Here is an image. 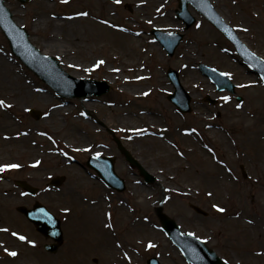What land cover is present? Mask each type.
Here are the masks:
<instances>
[{
  "label": "rangeland",
  "instance_id": "rangeland-1",
  "mask_svg": "<svg viewBox=\"0 0 264 264\" xmlns=\"http://www.w3.org/2000/svg\"><path fill=\"white\" fill-rule=\"evenodd\" d=\"M47 1L51 2L52 5L51 10L46 12V16H52L56 13L60 17L74 15L77 13L74 6L80 4L74 0H69L66 4L58 3L57 0H33L23 5L17 0H6L9 10L15 12V15L12 14L13 19L24 23L23 27L27 30L31 42L39 50L43 47L46 35L44 31L34 33L30 23L33 14L45 12ZM133 1L141 0H122L119 5L112 6L110 17L118 25L123 26L126 32L131 29L130 32L138 35L137 37L130 33L127 35L131 40H135L134 45H140L136 49L137 51L141 48L146 49L151 42L156 45L159 44L154 40L153 35L149 34L152 27L183 33V40L171 58L159 47L160 60L158 62H155L154 56L148 60H143V64L150 74L159 73L165 77V70H162L163 67L169 66L168 64L174 65L180 70L181 83L191 97V111L188 113L177 112L180 127L191 129L193 128L190 126L196 127L194 133L197 138H200L202 135L199 134V131L207 123L217 124L220 122L226 127V133L209 134L208 129H205V137H203L207 144V152L205 150H201V152L200 147L195 145L180 144L173 137L171 140L176 143V147L180 153H183V157H179L177 164L175 163L179 167V175L174 173L172 182L167 183V186L169 188L178 187L182 191L186 190L185 188L188 189L184 195H180L172 189L166 192L161 191L160 184L166 182L169 177L166 173V167L174 165V163L166 161L172 159V156L154 157V155H150L144 145L135 139L132 133L126 128L120 127L121 120L127 117L124 116V113L138 106L141 109H155L151 104L153 92H149L143 98H125L122 99L123 101H117L118 83H113L111 78L103 76L102 66L106 64L116 69L119 62L108 58L103 60L105 61L104 64L95 67L86 78L104 80L109 84L110 92L94 97L93 106L87 111L82 109V101L78 98L69 97V102L65 104L64 108L70 109V114H63L60 111L57 116L52 117L54 120L52 121L49 117V111L60 104V99L51 88L11 53L8 42L0 31V52L8 58L16 71L24 76V83H27L26 88L39 89L47 95V99L41 102H36L34 96L29 94V97L18 101L19 110H14L10 119L14 125L11 133H19L22 135L20 138L10 139L9 137L5 139L0 134V164L17 163L21 165L18 169L0 173V228L9 229L7 233L0 232V242H2L0 264H81V262L84 264H107V261L109 264H114L113 261L111 262L107 249H100L99 247L96 249L95 246L90 248L88 245L90 241L92 243L94 240L97 243L100 240L98 232L100 227L93 222L94 228L86 229L84 220H88L91 209L98 205L101 214L99 221L109 224L114 215V209L120 202L123 207L124 220L114 229L113 239L123 246V251L115 252L114 262L121 260L122 264H145V259L148 256H156L160 264H189L177 247L161 231V223L157 214L158 206H160L161 212L174 219L181 231L193 232L197 237L205 239L206 245L223 257L224 262L227 260L228 264H264L261 259L254 257V252L257 250L255 234H251L239 218V220L233 219L235 213L243 210L257 224H264V189L259 186L264 182V170H260L259 162L252 155L257 149H260L264 155V135L254 140L255 135L249 133L253 130L264 131V86L256 84V80L251 75H245L242 68L233 61V57L225 51V49L230 50L228 43L191 7L189 9L195 15L196 21L191 27L185 29L182 21L178 20L175 15L176 0H160L161 9L157 14L141 10L134 5ZM251 3L252 0L213 1V5L219 11H223V17L237 30L243 41L264 58V48L259 44L252 30L249 33L241 31L234 15V11L243 10L246 5L250 8ZM80 6L84 9L88 8V5L85 4ZM92 8V15H99L97 5H93ZM250 11L254 13L257 26L264 36V13L254 7ZM165 13L169 14L167 19L164 17ZM89 14L91 13L89 12ZM149 20L152 21L151 24L148 23ZM198 24L200 27H197ZM78 27L84 28L80 24ZM128 38L126 39L128 40ZM96 45L98 46V44ZM100 49L103 54L110 50L104 43ZM51 56L57 58L60 66L66 72L74 75L66 61L60 60L55 54H51ZM201 61L234 72L231 78L238 85L236 93L243 97V101L239 103L242 105L240 108L236 107L238 102L233 96L226 92L217 91L199 73L195 65ZM74 77L85 78V75H74ZM15 85L18 89L23 88L21 82L20 84L15 83ZM240 85H246V87H240ZM167 86L168 84L164 83L163 88H167ZM206 95H209L210 99H217V102L210 104L205 100ZM225 95L230 96L231 100L222 101L220 97ZM166 106L168 109H163L162 117L169 113L168 110L172 113L176 110L175 106L168 102ZM31 108L40 111L42 117L37 120L33 119L28 113V109ZM199 114H205L208 117L206 116L204 122H201L197 118ZM76 118L80 122H76L75 125L80 126V131L78 134L75 132V135L70 131L71 124ZM83 120L87 122L86 125L82 124ZM164 123L167 124L168 121L165 120ZM22 131L28 132L27 135L21 134ZM111 131L114 133L113 136ZM42 133H46V135ZM114 136L132 155L138 157L145 169L155 176L152 183L140 184L142 179L140 176L134 175L132 172L136 171L134 168L130 170L127 166L116 146ZM79 138L82 139L84 145L100 147L101 155L114 156L116 172L126 182L125 191L117 193L107 188L94 176V171L85 163L89 152H84L81 149L76 151L79 143L72 142ZM35 141L37 142L35 143ZM69 142L73 147L69 152H66L68 154L66 160L61 162L63 153H65L62 147ZM191 148L195 149L192 151L194 152L193 155L190 153ZM224 148H228V151H225ZM195 156L198 160L199 170L206 171L207 174L216 173L219 168L215 163L211 164L210 159L226 164L228 173H226L227 179L224 188L216 189L180 169V166L184 167ZM36 161H40V163L33 167ZM240 165L244 167L248 175L247 178L242 177ZM78 173L85 177L83 181L78 179ZM57 175L64 176L65 180L59 187L50 185V179ZM17 180L27 181L38 187L37 194L35 196L21 195L24 192L17 187L15 183ZM138 186H143L150 193V196L144 199L140 192L136 193L135 189ZM208 193H212V195L209 196ZM96 195L100 196L97 204L92 202ZM35 201L45 205L61 222L63 241L53 254L43 249V244L50 240L38 233L35 227L16 211L17 206L31 207ZM213 204L224 207L226 211L224 213L217 212L212 207ZM190 205H197L206 211L207 215L203 216L196 213ZM65 208L70 211H63ZM108 213H111V219H109ZM139 214L148 217L147 224L158 234L160 239L144 235H140L138 238L134 236L131 239L122 236L130 219ZM11 232H18L27 236L35 242V245L18 240L11 236ZM149 240L155 243L157 247L148 249L146 244ZM126 246L130 247V252L125 250ZM162 246L172 248L176 255L173 257L166 255ZM4 247L16 251L18 255L9 258L3 250ZM124 253L131 257V261L125 258Z\"/></svg>",
  "mask_w": 264,
  "mask_h": 264
},
{
  "label": "bare ground",
  "instance_id": "bare-ground-1",
  "mask_svg": "<svg viewBox=\"0 0 264 264\" xmlns=\"http://www.w3.org/2000/svg\"><path fill=\"white\" fill-rule=\"evenodd\" d=\"M74 1L77 4L88 5V10L91 9L93 5H97L99 15L93 16L91 10H89L88 12L91 14L87 12L89 14L87 16L72 15L62 19L57 14L46 16V12L51 10V3L46 2L45 12L33 14L30 23L31 29L34 33L44 31L46 35V39H43L44 41L41 52L46 55L55 54L60 60L66 61L71 67L72 74L76 76H83L90 73L96 66V62L99 60H105L108 58L116 60L119 62V65L116 68L119 69V71H115V69L104 64L102 66V74L104 77L111 78L113 83H118L116 90V94H118L116 97L117 101H122V99L127 98L126 96L137 99L143 97V93L154 89V101L157 104L163 105V93L169 92L171 87L168 86L167 88H163L167 79L158 73L149 74L143 64V60L147 59L149 56H154L156 60H160L159 46L150 43L147 45L146 49L141 48L138 51L136 50L140 45H134L133 43L135 40H131L127 35L128 33L134 37H137L138 35L133 32L121 30L123 29V26L118 25L111 20L110 13L112 6L115 5L114 0ZM159 1L160 0H147L143 2L133 1V3L141 10H147L152 14H157L161 9ZM209 1L213 3L214 0ZM252 5L254 8L264 12V0H253ZM78 7L80 10L84 11V8H81L82 6L79 5ZM215 9L223 16V11H219L217 7H215ZM249 9L250 8H244L243 10L239 9L234 11L235 18L238 21L240 30L246 28L247 31L244 32L249 33L250 30L255 32V37L259 41V44L264 48V36L262 32L259 31L257 21L251 15ZM12 14L15 15V12H12ZM164 17L167 19L169 14L165 13ZM105 20L109 21V24H104L103 21ZM14 21L18 25L23 24V22H18L15 18ZM78 24L83 25L84 28L78 27ZM112 25H118L119 27H112ZM126 38H128V40ZM103 43L110 48V50L105 51L104 54L100 49V46H103ZM96 44H98V46ZM137 77H143V79H137ZM23 79L24 76L21 75L20 72H17L15 67L9 62L8 58L0 52V99H5L8 103L13 105L11 109L0 108V134L5 139H8L9 137L10 139L13 138V133L11 132L14 125L10 116L14 110H19V100H23L24 98L29 97V95H33L36 102L45 101L47 99V95L44 94L43 91L26 88L27 83H24ZM20 82L23 87L22 89H18L15 85V83L20 84ZM66 100L67 99L60 98V104L50 111L49 117L52 121H54L52 117L57 116L60 111L63 114H70V109L64 108ZM92 101H94V98L91 96L82 98L81 106L83 110H89L93 106ZM124 116L127 117H124L121 120V128H126L128 131L132 128H143L147 130L143 135H138L135 132H133V135H135V139L139 140L144 145V148L150 153V155H154V157L172 156V159H167L166 161L172 162L174 165L168 168L166 167V173L169 177L166 179V182L160 184L161 191H167L169 189L167 183L172 182L174 173L179 175V167L175 165V163L177 164L179 156L173 148L175 147L173 141H171L173 137L178 141H181L182 144L200 147V151L207 149V147H205L206 143L203 139H198L191 133L186 134L185 129L180 128L179 119L176 118L174 113H168L166 115L170 121L168 124L164 123L165 117H162V112L160 110L141 109L139 106L124 113ZM206 116L207 115L205 114H199L197 118L204 121L208 117ZM76 122H80L78 118H76L71 124L70 132L74 134L75 132L78 134L80 131V126L75 125ZM82 124L86 125L87 122L83 120ZM207 129L209 134L220 132L226 133L225 127L220 122L217 124H209ZM92 130L95 131L94 128H92ZM263 132L260 130H253L249 133L254 134V140H257V138L264 134ZM8 133L11 134L9 135ZM203 133L204 131H201V134ZM18 138H20V136ZM72 142L79 143L78 149H81L82 151H84V149H90V151L84 152H89L93 155L97 152H102L100 147H94V145L87 144L84 145L80 138L74 139ZM72 147L73 145L71 142L64 145V149L66 150H71ZM224 150L228 151V148H224ZM252 155L259 162L258 165L260 170L263 171L264 155L262 151L257 149ZM64 160L65 159L63 158L60 161L64 162ZM197 165L198 162L194 159L191 162H188L183 168L180 166V169L188 172L190 176H194L196 179L214 186L216 189L224 188L227 179V169L225 164L219 163L218 171L213 174H207L206 171L199 170ZM170 172L171 175H169ZM77 177L81 181L85 178L79 173L77 174ZM262 187L264 189V185ZM135 192H140L143 198H148L150 196V193L147 192L143 186H138L137 189H135ZM99 198L100 196L96 195V197L92 199V202L97 204ZM121 204L122 203L120 202L116 206L117 209H114V215L109 222V224L112 225L111 228L106 227V224L108 223H102L99 221L101 214L98 210V205H95L91 209L88 220H84L86 229H93V222L100 227V230H98L100 240L97 243L94 240L92 243L90 241L88 244L90 248L95 246L96 249L98 247L100 249H107L110 259H112L114 264H122L121 260L114 262L113 259L115 252L117 253V251L122 250V246L113 239L114 229H116L118 224L122 223L124 220L122 212L123 207ZM144 217V214H139L132 218L128 227L122 233V236L130 237L129 239H131L134 236L138 238L140 235H144L160 239L158 234L149 227L147 220H145ZM238 218L243 221L242 224L244 223L245 226H247L246 228L249 229L251 234H255L257 250L254 252V257H257L264 262V224H257L256 221L243 210H239L234 214L233 219L239 220ZM249 221H251V223H249ZM162 248H164L166 255L172 257L176 255L172 248L167 246H162ZM125 250H128L129 252L131 251L129 246H126ZM8 257L13 258L12 256ZM81 264L84 263L81 262ZM107 264L109 263L107 262Z\"/></svg>",
  "mask_w": 264,
  "mask_h": 264
},
{
  "label": "water",
  "instance_id": "water-1",
  "mask_svg": "<svg viewBox=\"0 0 264 264\" xmlns=\"http://www.w3.org/2000/svg\"><path fill=\"white\" fill-rule=\"evenodd\" d=\"M183 3H185V0H182ZM201 1V0H200ZM186 4V3H185ZM196 4V1H195ZM182 7V3H181ZM185 11V9H183ZM210 21L213 22L217 27H219L221 30H223V26L221 23H218L216 20V15L214 19L209 17ZM193 22L192 18H188L186 20L187 26H190V24ZM0 26L2 30L4 31L5 35L8 37L10 45L12 47L13 52L18 55L29 67H31L38 75H40L44 80H47L51 85H53L57 89H62L63 86L60 82H56L53 79H58L61 73L59 72V69L57 67V63L55 60L51 58H43L39 56L37 51L28 43L27 41V35L24 30H22L19 27H15L10 19V14L3 6V0H0ZM157 33V31H154ZM159 36V35H157ZM166 36V35H165ZM173 36V41L168 42L166 47L169 49V53L173 52L174 47L179 42L181 36L180 35H168ZM164 42V41H163ZM165 47V48H166ZM44 61V63L42 61ZM46 61V62H45ZM205 68V67H204ZM221 83H225L223 80H218ZM93 84H97L96 87L100 84V88H96ZM223 86L229 90H232V85L226 82L223 84ZM107 87L103 82L100 83H91L90 88L84 89L82 94H85L87 92L93 93V92H102ZM101 89V91H99ZM75 93V91L73 92ZM185 107H182V110H184ZM35 117L38 116L37 113H34ZM96 159H89V165L92 167H95L97 171L101 173L103 177L106 179L113 178L112 175V166L110 164V160H103L104 161V167H101L100 163L98 162L96 164ZM130 159V158H129ZM93 160V161H92ZM102 162V159H101ZM107 170V175L104 176L103 170ZM115 181H113V186L118 181L119 183V189L123 188L122 181H119L117 177L115 176ZM147 179H151V177L147 176ZM61 178L55 179V182L58 184L60 182ZM116 186V185H115ZM30 191H33V189L27 187ZM43 208L39 205H35V207L32 210H26L22 207H19L18 210L23 212L31 221L36 223L38 230H40L44 235L52 234V237L58 241L61 240V233L59 230L58 222L53 218V216L48 213V216H43L39 213V209ZM163 225L165 227V230L170 232L172 236H175V224L173 221L164 218L162 220ZM47 250L54 251L56 249V245H46ZM187 255L195 261V264H220L219 259L210 251H208L202 244L193 243V248L189 251H186ZM202 259H200V258ZM148 264H158L157 261L154 258H151L147 261Z\"/></svg>",
  "mask_w": 264,
  "mask_h": 264
},
{
  "label": "snow or ice",
  "instance_id": "snow-or-ice-1",
  "mask_svg": "<svg viewBox=\"0 0 264 264\" xmlns=\"http://www.w3.org/2000/svg\"><path fill=\"white\" fill-rule=\"evenodd\" d=\"M61 2L66 4V3L69 2V0H61ZM121 2H122V0H114V3L117 4V5H119ZM141 2H143V0H141ZM158 11H159V9H158ZM76 15H79V16H87L88 13H87V12H79V13H77ZM217 22H218V23H222L221 21H217ZM103 23H104V24H109V21H106V20H105V21H103ZM148 23L151 24L152 21L149 20ZM112 27H119V26H118V25H112ZM197 27H200V25L198 24ZM121 30H124V29H121ZM242 30H243V31H247L246 28H245V29H242ZM223 31H224V32H225L230 38L235 39V38L232 36L231 30H230L227 26H224V27H223ZM225 51H227V50L225 49ZM248 56H249V58H250L251 60H257V57H256L255 53H248ZM45 59H46V58H45ZM257 62H258L259 64H261V65H264V61H257ZM104 63H105V61H103V60H99V61L96 62V66L102 65V64H104ZM249 66L251 67L252 65H249ZM185 67H187V65H185ZM115 71H119V69H115ZM212 71L215 72L216 69H212ZM219 75H221V76H225V77H229V78H231V76H232V74H231L230 72H222V73H219ZM137 79H143V77H137ZM240 87H246V85H240ZM38 91H39V90H38ZM148 94H149L148 92L143 93V95H145V96H147ZM220 99H221L222 101H224V102H228V101L231 100V97L225 95V96L220 97ZM241 106H242V105L239 104V103L236 104V107H237V108H240ZM12 107H13V105L10 104V103H8L5 99H0V108L11 109ZM26 110H27V109H26ZM130 131L135 132V133L138 134V135H143L147 130H146V129H143V128H132V129H130ZM195 131H196V129H190V130H189V129H185V133H186V134L194 133ZM42 134H43V135H46V133H42ZM161 134H163V133H161ZM17 135H19V133H17ZM25 135H26V133H25ZM205 147H207V145H205ZM76 151H80V149H76ZM84 151H90V149H84ZM63 154H64L65 156L68 155L66 152L63 153ZM95 156H96V158H99V157L101 156V153L97 152V153L95 154ZM39 163H40V161H36L35 164L33 165V167H35V166L38 165ZM20 167H21L20 164H14V163L0 164V173L5 172L6 170L18 169V168H20ZM21 195H27V193H21ZM208 195L211 196L212 193H208ZM212 207H213L214 209H216L217 212H220V213H224V212L226 211V209H225L224 207H221V206L218 205V204H213ZM38 211H39V213H40L41 215H43V216H48V213L45 211V209L40 208ZM63 211L68 212V211H70V210H69L68 208H65V209H63ZM108 217H109V219H111V213H108ZM144 219L147 220L148 217L145 216ZM249 223H251V221H249ZM106 227L111 228L112 225H111V224H106ZM0 232H6V233H7V232H9V229H8V228H0ZM180 235L192 236V237H195V238L198 239V240H201L202 243L206 242L205 239H201L200 237H197L196 234L193 233V232H188V233H186V234H184V233H180ZM11 236L17 238V239L20 240V241H24V242H26V243H28V244H30V245H33V246L35 245V242H34V241L30 240L27 236L22 235V234H20V233H18V232H11ZM0 246H2V242H0ZM146 247H147L148 249H153V248L157 247V245H156L155 243H153L151 240H149V241H147ZM3 250H4V252H5L7 255L12 256V257H15V256L18 255V253H17L16 251H12V250H10V249L7 248V247H4ZM124 256H125V258H127L129 261H131V257H129L127 253H124ZM198 258H200V257H198ZM200 259H202V258H200ZM224 264H228V261L225 260Z\"/></svg>",
  "mask_w": 264,
  "mask_h": 264
}]
</instances>
